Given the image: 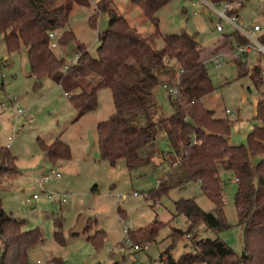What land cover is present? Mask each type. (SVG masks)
I'll return each mask as SVG.
<instances>
[{
    "label": "trees",
    "instance_id": "obj_1",
    "mask_svg": "<svg viewBox=\"0 0 264 264\" xmlns=\"http://www.w3.org/2000/svg\"><path fill=\"white\" fill-rule=\"evenodd\" d=\"M129 1L142 11L153 32L142 36L111 0H99L89 22L95 27L98 16L105 13L108 26L98 34L96 56L78 44L73 65H65L51 43L57 38V45L64 46L75 39L67 29L70 14L75 5L89 8V0H0V35L8 54L26 48L34 88L41 86L44 79L62 87L76 111L75 121L97 109L100 90L111 92L114 113L96 127V145L103 161L111 165L123 161L129 173L137 172L152 162L148 148L153 147L157 136L166 137L170 151L162 154L163 161L170 170L177 168L180 177L173 179L169 171L158 179L157 188L147 195L154 203L151 207L171 189L194 182L212 203L213 210L203 211L194 199L174 202L176 215H183L189 225L186 230L170 228V245L160 256L161 264H264V125L253 127L245 145H231L230 121L215 118L214 112L202 104V99L215 88L201 60L195 35L185 31L164 35L163 46H155L160 35L158 12L174 0ZM50 33L55 35L54 40ZM232 36L237 46L247 43L235 31ZM260 40L264 43V36ZM235 61L240 72L244 71L240 59ZM157 86L175 88L177 95L169 94L172 114L153 121ZM138 116L144 117V125L135 124ZM255 120L264 122V100L257 104ZM40 149L52 164L70 159L69 147L60 139L50 144L41 141ZM15 161L7 148L0 147V188L17 174ZM220 171L232 172L237 180L234 207L238 223L244 227L241 255L219 238L193 236L200 226L215 234L229 227L223 212L224 182ZM25 224L7 214L0 200V264H29L30 252L43 242L40 231L24 230ZM168 224L155 219L144 228L127 230L126 237L142 248L155 242L158 231ZM94 226L88 220L83 233L88 234ZM94 230L87 241L100 249L105 232ZM183 238H189L184 248L190 245L192 251L174 258L172 249Z\"/></svg>",
    "mask_w": 264,
    "mask_h": 264
},
{
    "label": "rangeland",
    "instance_id": "obj_2",
    "mask_svg": "<svg viewBox=\"0 0 264 264\" xmlns=\"http://www.w3.org/2000/svg\"><path fill=\"white\" fill-rule=\"evenodd\" d=\"M89 1V8L75 5L70 14L67 29L73 32L75 39L53 50L67 66L76 62L78 44L85 45L90 55L95 57L98 34L108 26L105 13L98 16L95 27L91 26L89 17L99 0ZM191 1L174 0L158 12L160 35L155 46L158 49L163 46L164 35L185 31L195 35L205 55L215 57L214 53L223 52L218 55L220 67L207 60L203 62L215 92L204 97L202 104L214 112L215 118L230 121L231 145H245L247 135L258 125L254 100H264V77H261L260 84L256 82L254 75L257 70L249 61L248 69L242 67L244 71L240 72L230 56L235 48L232 49L224 41L226 36L230 37L232 28L222 22L223 31L217 32L214 26L217 17L211 12L193 16ZM111 2L142 36L153 32L142 11L129 0ZM242 4L238 12L240 24L257 23L264 33V0H242ZM217 37H220L219 42L215 41ZM257 55L259 60L255 65L263 70L264 58L261 54ZM242 63L245 64L246 60L242 59ZM13 99L16 106L11 102ZM154 101L156 105L151 112L153 121L172 114L169 93L162 86L155 88ZM225 110L231 114L226 115ZM113 113L111 92L102 89L98 92L97 109L75 121L76 111L62 87L45 79L41 86L34 88L26 48L21 47L18 52L8 54L3 35H0V147L7 148L16 158L17 168V174L0 188V200L7 214L25 221L24 230L38 229L42 234L43 242L30 252L29 264H35L36 260H40L41 264H161L160 256L170 245V228L186 230L189 225L183 215H176L174 202L194 199L203 211L213 210L212 203L201 194L199 184L194 182L171 189L151 207L154 203L147 195L157 188L158 179L169 171L173 179L180 177L177 168L170 170L163 161L162 154L170 151L163 134H159L153 147L148 148L152 162L137 172L129 173L123 161L115 165L103 161L96 145V127ZM144 123V117L138 116L135 124L142 126ZM55 139L68 145V161L52 164L43 156L40 142L50 144ZM51 171L59 173L60 179L51 178L46 184V191L67 195L64 203H59L57 197L48 201L44 195H40L37 180L49 176ZM220 177L224 182L223 212L229 227L215 234L200 226L193 236L219 238L237 255H241L244 253V227L238 223L234 207V176L230 171H220ZM36 194L40 195L38 201L32 199ZM155 219L169 223L158 231L155 242L144 245L139 251L130 249V256L125 261L112 262L109 259V253L124 240L123 230L136 231L152 224ZM88 220L96 226L84 234L83 228ZM95 228L105 232L100 249H95L87 241ZM55 233H58V237ZM188 239L183 238L175 244L172 249L174 258L192 251L190 245L184 248Z\"/></svg>",
    "mask_w": 264,
    "mask_h": 264
},
{
    "label": "built area",
    "instance_id": "obj_3",
    "mask_svg": "<svg viewBox=\"0 0 264 264\" xmlns=\"http://www.w3.org/2000/svg\"><path fill=\"white\" fill-rule=\"evenodd\" d=\"M231 1H224L221 3H213L209 0H192L191 1V7L193 8L192 15L195 16L197 14H200L202 10H206V12L213 13L218 21L214 24L215 29L217 32H222V22H225L228 24L235 32L242 35L246 40L247 43L242 46H236L235 52L231 55V58L233 60H239L244 54L248 53L251 50H254L255 52L262 55L264 58V43L261 42L260 36L257 34L260 31V27L258 25H255L254 23H248L246 25H242L239 22V16L235 13L231 12ZM49 37L54 40L55 35L50 33ZM58 47L57 43L53 41L51 43V48L56 49ZM210 63H213L218 66L219 59L217 57H212L210 59ZM264 75V71L261 73ZM164 89L168 91L169 94H172L173 96L177 95V91L175 88L169 89L167 86H163ZM13 105L16 106V100L13 99L11 101ZM18 114L21 113V111L17 110ZM226 114H231L228 110H226ZM53 178L54 180L60 179V174L51 171V174L49 176L45 175L41 179L37 180V185L40 189V195H44L46 200L53 201L55 197L58 198L59 203H64L67 199V195L64 194H54V193H48L46 191V184L50 181V179ZM237 180H234L236 182ZM40 195H33L32 199L34 201H38L40 199ZM136 196V194H134ZM125 238L123 242L117 246V248L111 253L114 254H123L128 249H131L133 251H139L141 247L138 245H135L132 243V241L126 237L127 229L124 230ZM39 263V262H38Z\"/></svg>",
    "mask_w": 264,
    "mask_h": 264
},
{
    "label": "crops",
    "instance_id": "obj_4",
    "mask_svg": "<svg viewBox=\"0 0 264 264\" xmlns=\"http://www.w3.org/2000/svg\"><path fill=\"white\" fill-rule=\"evenodd\" d=\"M243 4H242V0H233L232 1V4H231V11H232V13H235L236 15H238L239 16V14H238V12H239V8L242 6ZM202 14H204V15H207L209 12H206V10H202V12H201ZM200 13V14H201ZM263 13H264V9H263ZM255 25H258L257 23H254ZM228 25V24H227ZM229 26V25H228ZM259 27H260V31L257 33L260 37H262V36H264V33L262 32V28H261V26L260 25H258ZM231 28V27H230ZM137 29V28H136ZM233 30V29H232ZM138 31V30H137ZM223 31V30H222ZM233 33H234V30H233V32L229 35L230 37H228V36H226L225 37V39H224V41H225V43L226 44H228V45H231L232 46V49H234L237 45H236V43H235V39H234V37L232 36L233 35ZM217 39L218 40H215L216 42H219V40H220V37H217ZM213 47H214V45H212ZM230 46V47H231ZM212 47V48H213ZM209 49V48H208ZM207 50V49H206ZM206 50H204V51H206ZM203 50L201 49V60L204 62V61H208L209 63H210V59L212 58L211 56H212V54H209V55H205L204 54V52H202ZM223 54V52L222 51H219V52H217V53H214V56L215 57H217L218 55H222ZM257 54H259V53H257V52H254V51H249L248 53H246V54H244L241 58H240V61H241V63H242V59L243 60H246V63L244 64V63H242V65H243V67L245 68V70H247L248 68H247V64H249V63H247V61H249L250 62V64H252L253 65V68H255L256 70H257V72L255 73V75H254V79L256 80V82H258L259 84L261 83V81H262V79H261V77H264V75H262L261 73L264 71V69L262 70V69H260L259 67V65H255V64H257L256 63V60H259L258 59V55ZM231 56V55H230ZM233 60V59H232ZM235 63H236V61L235 60H233ZM255 65V66H254ZM221 66V64H220V62H219V64H218V66L217 67H220ZM258 79V80H257ZM45 80V79H44ZM43 80V81H44ZM91 80H93V82H96V79L94 78V77H91ZM53 83V82H52ZM55 85H57V84H55ZM258 102H260L259 101V99H255L254 100V115H256V109H257V104H258ZM225 114H226V110H225ZM226 115H229V114H226ZM258 125H264V122H258ZM229 143H230V140H229ZM59 180V179H58ZM234 183V182H233ZM235 184V183H234ZM126 230V229H125ZM123 232H124V230H123ZM125 234V233H124ZM125 238V237H124ZM105 240V239H104ZM123 242V241H122ZM121 242V243H122ZM120 243V244H121ZM119 244V245H120ZM130 249H128L125 253H123V254H113V255H111L110 253H109V259L112 261V262H120V261H125L126 260V258H127V256L129 255L130 256V251H129ZM129 252V253H128ZM39 262V263H38ZM35 264H41V261L40 260H36V262H35Z\"/></svg>",
    "mask_w": 264,
    "mask_h": 264
}]
</instances>
